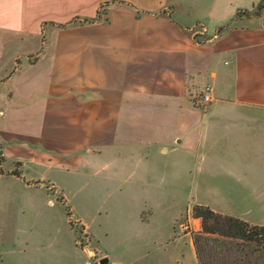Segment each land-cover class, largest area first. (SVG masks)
I'll list each match as a JSON object with an SVG mask.
<instances>
[{
    "label": "crops",
    "instance_id": "1",
    "mask_svg": "<svg viewBox=\"0 0 264 264\" xmlns=\"http://www.w3.org/2000/svg\"><path fill=\"white\" fill-rule=\"evenodd\" d=\"M205 84L212 101L198 105ZM192 173L196 205L264 225V0H0V191L67 204L69 231L92 247L84 264H135L93 241L144 233L148 264H197L176 220L154 227L159 201L72 204Z\"/></svg>",
    "mask_w": 264,
    "mask_h": 264
},
{
    "label": "rangeland",
    "instance_id": "2",
    "mask_svg": "<svg viewBox=\"0 0 264 264\" xmlns=\"http://www.w3.org/2000/svg\"><path fill=\"white\" fill-rule=\"evenodd\" d=\"M254 12V10L252 11ZM169 182L160 185L154 190L151 188L142 191H129L121 193L119 197H106L101 192L84 191L81 196H77L72 204L76 213H87L88 207L84 203H106L114 199L131 200L144 199L159 201V212L154 215V227H159L161 235L165 231H170L169 222L173 225V237L179 235L181 231H188L190 238L200 230L199 220L196 225L192 221H187V211L194 205L200 203L205 193L201 186L202 177L192 173L191 176L177 175L174 178L165 175ZM174 182L170 184L172 180ZM191 179V184L189 180ZM46 199H54L50 194L45 197L43 192L37 190H14L5 187L0 191V264H84L86 257L79 252L91 249L87 246L86 239L81 235L77 226L72 228L71 233L67 226V204L59 203L47 205ZM94 205V204H93ZM94 207L90 209V215ZM130 219V217H129ZM197 229V230H195ZM150 235V234H149ZM146 233L137 238L124 239H97L93 243L96 249L111 256L119 255L125 260H130L136 256H141L135 264H148L146 252L151 259L156 250L152 245V239ZM161 239L163 247L178 248L183 251L184 259H189V249L187 244L182 242L171 243L165 238ZM172 240V239H171ZM167 243L168 246H164ZM94 258L97 255L91 253ZM149 257V256H148ZM88 261V260H87ZM197 262V260H196ZM95 264H99L96 262ZM198 264V263H197Z\"/></svg>",
    "mask_w": 264,
    "mask_h": 264
},
{
    "label": "trees",
    "instance_id": "3",
    "mask_svg": "<svg viewBox=\"0 0 264 264\" xmlns=\"http://www.w3.org/2000/svg\"><path fill=\"white\" fill-rule=\"evenodd\" d=\"M261 3L256 6V11ZM190 216L200 230L191 236L198 264H264V225L213 212L194 205Z\"/></svg>",
    "mask_w": 264,
    "mask_h": 264
},
{
    "label": "built area",
    "instance_id": "4",
    "mask_svg": "<svg viewBox=\"0 0 264 264\" xmlns=\"http://www.w3.org/2000/svg\"><path fill=\"white\" fill-rule=\"evenodd\" d=\"M202 27L201 26H197L194 27L193 29V33L195 34V36H200L202 35ZM212 89L211 86L208 84L203 85V87L201 88V90L199 91V93L197 94V103L198 105H207L212 101Z\"/></svg>",
    "mask_w": 264,
    "mask_h": 264
},
{
    "label": "water",
    "instance_id": "5",
    "mask_svg": "<svg viewBox=\"0 0 264 264\" xmlns=\"http://www.w3.org/2000/svg\"><path fill=\"white\" fill-rule=\"evenodd\" d=\"M105 262V259L99 261V264H103Z\"/></svg>",
    "mask_w": 264,
    "mask_h": 264
}]
</instances>
